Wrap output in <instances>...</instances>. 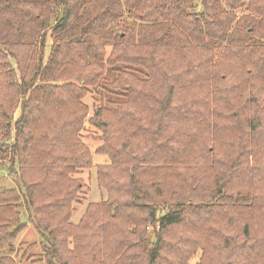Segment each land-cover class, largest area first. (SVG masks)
I'll return each instance as SVG.
<instances>
[{"label":"trees","instance_id":"1","mask_svg":"<svg viewBox=\"0 0 264 264\" xmlns=\"http://www.w3.org/2000/svg\"><path fill=\"white\" fill-rule=\"evenodd\" d=\"M195 1L0 0V264H264V0Z\"/></svg>","mask_w":264,"mask_h":264},{"label":"rangeland","instance_id":"2","mask_svg":"<svg viewBox=\"0 0 264 264\" xmlns=\"http://www.w3.org/2000/svg\"><path fill=\"white\" fill-rule=\"evenodd\" d=\"M196 3L199 2V0L195 1ZM199 7V5H198ZM12 63V62H11ZM84 102L88 105L89 107V113L88 116L92 115V111L94 108V103L92 97L86 96L84 99ZM19 112L18 110L14 111V118L18 116ZM85 131H82L83 133V138L82 142H84L92 152V158L93 162L95 163H100V162H105L106 158L102 155H97L94 154L95 148L99 145V141H93L92 138H90L88 135L97 132L95 127L92 126L89 123H85L84 127ZM17 162L12 163L10 165L8 160L5 161H0V188L1 189H12V188H17L19 189L17 183H18V175H17ZM11 166L12 169L9 167ZM14 166V167H13ZM14 168V169H13ZM96 168L95 165H92V168L89 170L88 174L86 176L87 179L85 180L84 186L81 187L80 189V194H79V203H81V207L78 209L77 212H75L74 217L72 219L73 222L78 221L79 215L82 213L83 206L86 205L88 201H100L106 198V192L104 189L99 188L96 184ZM20 190V189H19ZM19 206V214H20V221L24 223V228L21 230V232L18 234L17 239L13 245L14 250L18 251V255L15 256L14 251L12 252V255L15 256V259L18 260V256L21 255V253L24 251V249L34 243V247H32L29 252V254L36 255V257L31 258L28 262L22 263V264H43L42 262H36L38 259H40L39 256L42 255V251L40 250L38 246L39 242V237L37 235L36 230L34 229L30 219V209L25 206L23 203V200L20 202ZM148 233L151 232L150 228L147 230ZM42 257V256H41ZM42 261V260H40Z\"/></svg>","mask_w":264,"mask_h":264}]
</instances>
